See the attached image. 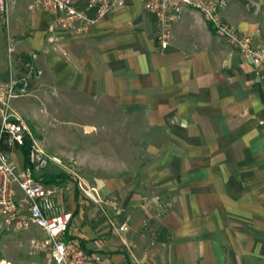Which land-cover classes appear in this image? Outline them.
Returning <instances> with one entry per match:
<instances>
[{
    "label": "crops",
    "instance_id": "obj_1",
    "mask_svg": "<svg viewBox=\"0 0 264 264\" xmlns=\"http://www.w3.org/2000/svg\"><path fill=\"white\" fill-rule=\"evenodd\" d=\"M123 1L83 37L50 32L52 18L34 0H17L9 17L18 36L14 72L22 74L30 54L37 53L41 75L31 79V89L54 86L56 95L70 90L133 109L149 131L157 195L174 202L172 212L152 222L154 236L140 228L155 210L145 204L125 235L130 247L115 238L101 249L94 240L107 232L79 226L72 204L76 188L65 185L70 235L108 264H264V63L253 66L190 9L179 16L172 43L161 53L153 15L139 0ZM222 17L239 33L264 38V0H228ZM1 54L0 83L10 76L6 51ZM24 98L14 101L17 112ZM14 163L26 167L22 154ZM12 260L46 262L32 254L1 262Z\"/></svg>",
    "mask_w": 264,
    "mask_h": 264
},
{
    "label": "rangeland",
    "instance_id": "obj_2",
    "mask_svg": "<svg viewBox=\"0 0 264 264\" xmlns=\"http://www.w3.org/2000/svg\"><path fill=\"white\" fill-rule=\"evenodd\" d=\"M10 24V19L8 24L0 21V65L3 66L2 51H6L8 44L12 43L15 55L18 42ZM6 64L8 66L7 54ZM17 114L31 134L40 140L45 155L61 162H48L37 176H63V189L65 185L70 191L76 188L72 204L81 218L79 226H89L92 230L97 228L99 233L107 232L104 237L94 240L101 245V249H106L104 246L115 238L124 247H130L125 235L139 221L145 204H152L155 209L153 214L145 215L140 224L141 230L150 235L155 233L152 222L173 211L174 202L157 195L159 191L153 182L156 159L150 157L147 149L149 131L133 109H119L113 103L93 101L70 90L60 96L56 95L54 86H41L40 90L29 87L28 96ZM11 152L13 162H19L21 150L13 149ZM87 190L95 191L98 203L84 196ZM123 217L128 220L125 223L127 229L118 231V234L116 231L122 225L120 218ZM38 234L35 229L9 230L3 227L0 220V262L30 254V243L39 239L36 237ZM153 245L154 241L149 243V247Z\"/></svg>",
    "mask_w": 264,
    "mask_h": 264
},
{
    "label": "built area",
    "instance_id": "obj_3",
    "mask_svg": "<svg viewBox=\"0 0 264 264\" xmlns=\"http://www.w3.org/2000/svg\"><path fill=\"white\" fill-rule=\"evenodd\" d=\"M144 10L155 19V47L163 53L173 39L175 24L185 9L197 12L214 35L234 48L253 65L264 63V38L239 33L223 20L222 11L228 0H139ZM17 0H0V21L9 23ZM123 0H34V6L52 18V27L59 32L87 36L99 22L114 10L123 7ZM93 11V12H92ZM92 12V15L90 13ZM14 45L8 44L9 79L0 83V220L3 227L13 231L36 229L41 239L30 243V254L42 256L43 264H108L100 255L87 251L80 240L69 232L73 215L63 201L64 189L58 182L45 183L37 176L48 164H61L43 152L40 140L33 136L13 108L14 101L28 96L31 79L41 75L34 63L37 54H30L24 72H14ZM27 146V166L18 169L10 154L13 149ZM84 196L98 203L93 190ZM123 223L119 232L126 231ZM0 264H14L4 261Z\"/></svg>",
    "mask_w": 264,
    "mask_h": 264
},
{
    "label": "trees",
    "instance_id": "obj_4",
    "mask_svg": "<svg viewBox=\"0 0 264 264\" xmlns=\"http://www.w3.org/2000/svg\"><path fill=\"white\" fill-rule=\"evenodd\" d=\"M20 150H21V154L23 157L24 165L27 166V163H28V160H27L28 147L24 146ZM39 178L41 181H43L45 183H50V182H54V180L57 178V176H56V178H55V176H41ZM76 194H77V192H76Z\"/></svg>",
    "mask_w": 264,
    "mask_h": 264
}]
</instances>
